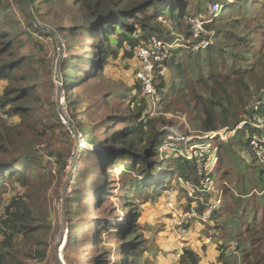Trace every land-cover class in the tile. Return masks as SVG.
<instances>
[{
    "label": "trees",
    "instance_id": "1",
    "mask_svg": "<svg viewBox=\"0 0 264 264\" xmlns=\"http://www.w3.org/2000/svg\"><path fill=\"white\" fill-rule=\"evenodd\" d=\"M194 1L74 0L72 2V4L74 3L73 6L79 5L78 14H75L71 4L65 13H61L64 17L69 14L74 24L72 29L62 32V35L71 41L69 53L73 55L63 63V68H67V71H64L68 83L67 87L72 85L71 82L75 78L73 73L78 71L76 62L81 68L79 72L86 74V77L95 76V71H103L107 63V57L113 54V51H111L113 46L118 48L117 50L124 49L125 52L127 51L130 54H133V52H129L128 47L132 50L137 47H150L153 49V38L162 42L164 46L160 50H155V56L162 59L160 62L154 61L153 85L159 94L156 106H154L149 96L143 94L142 82L137 79V73L143 69V63L134 54V56L131 54L130 56L135 57L137 61L134 64V86L136 89L141 90L148 108L140 106L136 108L137 99L130 97L129 99L127 95L119 94L115 99L121 98V100H124L122 103H128L126 111L129 110L130 113L122 116L117 112V115L110 120L115 125L110 132V142L106 137L102 138L100 136L103 128L101 126L96 131L88 128L84 133L81 131L87 143L95 146L105 145L101 147V152L99 150L87 151L93 161L91 173L94 174L96 169L99 170L100 183L94 182L93 186L95 188L103 189L104 192L102 193L106 196L107 188L104 186V178L101 175L102 172L104 173L105 167H113L111 176L121 166H127L128 172H132L123 188L126 193L131 191L135 193L142 202L139 212L134 208L133 214L128 219L130 223L128 222L125 230L119 232V236L126 241L128 251L135 257L138 256V251L145 250L146 244L142 246L143 243L139 242L137 228L138 226L140 228L139 224L144 209L148 206L151 207L155 197L160 195V198L163 199L165 193L171 190L168 187L172 180H179V178L191 181L196 184L197 188H202V181H199L195 165L181 157H176L174 167L167 165L170 168L163 171V173H167V176L161 175L158 182L147 183L146 179L153 177L158 168L161 169L158 162L154 160L159 155V147L164 141L162 135L157 131L156 124L158 121H152L155 119L152 116L154 110L158 111L160 105H165V103L176 106H190L193 112L197 113L202 128L209 133L217 132L216 130L220 127H227L231 131L241 128L237 130V135L233 140L231 139V144L224 146L225 158L229 166L238 171L240 161L245 160L242 154L244 152L248 153L250 150L251 139L264 136V128L255 125L256 118L264 119V51L256 50L254 53L248 51L247 39L241 33H238L239 29L231 20V15L234 12H232V9H238L240 13L248 14L252 12V9L260 8L264 16V0H239V4L233 3L231 6H229V0H219L224 2L222 4L214 0H196L197 3L194 5L196 12L191 15L188 4H192ZM213 1L222 6L224 5L221 13L217 17H214L213 14L211 23L207 24V27H215L217 30V43L208 46L209 48L194 52V54L189 53L188 49H180V46L171 48L172 42L168 38H164L163 33H161L168 28L167 23L171 24L177 31H182V26L189 17L199 16L202 21H207L211 16L208 5ZM37 2L38 0H30V8L33 9V13ZM58 2L59 6H64L66 1L46 0V3H56L57 5ZM13 7L16 8V13L19 10L25 20L34 24L29 12L28 0H15L14 5L11 4V0H0V18L4 17L2 22L4 26L9 27L13 24L11 27L15 30L19 26V23L15 21L17 15L13 13ZM7 12H11V14H7ZM79 14L82 15L81 23L76 21ZM164 21L167 23H164ZM2 27L3 25L0 23V29ZM39 30L42 31L40 37L53 35L51 31L42 27H39ZM86 34L92 37L87 45L82 40ZM96 34L99 35L97 46L92 41ZM185 35L187 38H192L191 26L187 28ZM75 39L77 41H74ZM75 46H78L79 51L82 52L79 57L74 56L77 52ZM9 48L13 50V48ZM92 49H95L96 52L92 53ZM85 50L87 51L83 54ZM184 50L189 53L188 57L191 59V62L187 65L179 61ZM101 54L104 59H101ZM250 54L253 56L256 54L257 58L252 64L247 63ZM168 65L174 70V74L168 69L166 73H161L162 67ZM86 66L89 67L84 70ZM19 67V62L0 67V82H9L3 95L1 94L0 111L4 115H16L21 119V122L17 124L18 127L14 128L7 125V123H2L0 130V236H2L0 264H23L18 260L15 262L11 257L8 258L6 251L10 245L13 246V241L15 245L18 243V237L24 236L29 230L32 231L30 224L35 220L26 194L22 195L18 191L15 192L10 203L4 206V194L7 191V185L9 184L13 188L22 187L29 193L34 191L37 185L41 183L48 182L49 184L46 187H49L55 176L52 168L44 163V156L40 155L42 152L37 148L43 144L44 137H48V132L54 134L56 129H66L60 120L58 123L42 126L43 123L37 117L31 116L30 102L34 97V87L25 82L26 77L18 75L16 70L19 71ZM10 70L14 71L11 72ZM82 77L76 79L75 84ZM115 102L117 105L121 104ZM132 104H135L134 109L131 108ZM10 105L13 111L5 112V108ZM131 109L134 112L130 111ZM37 114L34 113L33 115L38 116ZM23 120L25 122L22 123ZM97 130H100V132H97ZM225 158L222 156L219 160L218 166H221L220 176L225 174V166H223ZM126 161H130V164ZM66 163L67 160L58 161V164L61 165L60 172L64 171ZM135 173L141 178L136 177ZM172 175L173 178L170 177ZM82 176L81 171H79V177ZM91 179L92 175L89 177V180ZM241 181L240 194L248 196L250 183L246 180ZM253 183L256 184L257 181ZM185 188L183 191H185L186 197L181 201L186 204L183 206L178 205L179 202H176L177 206L188 210L196 204L198 211L202 214L210 206L215 205L216 208L212 211V221L214 222L226 210L231 214L230 216H236L242 209L240 218L244 217L248 234L244 235L242 231H239L240 225L237 219L232 220L233 227L229 229V235L234 240L239 241V247L234 252L230 251L225 244L216 245V247L210 244H202L197 248H185L184 253L179 257L180 263L263 264L261 253L264 247L263 238L251 229H264V209L262 213L260 212L261 208L264 207V197L261 200L258 196L255 200L249 197L245 206L240 197H236L232 205L228 202L227 197H224L223 201L217 205V200L213 196L216 194V188L208 193L196 192L195 197H191L189 191ZM94 192L93 189L92 195ZM80 193L82 192L79 190L75 191V197L69 198L68 201L74 202L77 198L76 194ZM163 206L164 202L162 209L165 214L166 211ZM68 213L72 216L71 206ZM167 215L169 231L172 232L170 214L167 212ZM195 225L201 226L206 232H209L207 228H213L212 222L204 223L201 220L194 219L187 226L191 233ZM225 225L227 226L228 223H225ZM218 228L220 229V227ZM223 228L228 230V227L224 226ZM245 236H248L249 239L246 240ZM36 254L41 262L47 257V249H41ZM177 254L178 250L175 255L177 256Z\"/></svg>",
    "mask_w": 264,
    "mask_h": 264
},
{
    "label": "rangeland",
    "instance_id": "2",
    "mask_svg": "<svg viewBox=\"0 0 264 264\" xmlns=\"http://www.w3.org/2000/svg\"><path fill=\"white\" fill-rule=\"evenodd\" d=\"M14 1L11 0L12 5H14ZM214 1L224 3L219 0ZM214 1L208 5L211 16L206 22L209 23L213 19L214 5L217 4ZM64 2V6H59V2L57 5L56 3H46V0H38L34 13L29 6L34 24L25 20L19 10L16 13V8L13 7V13L17 15L15 21L19 23L16 30L11 27L13 24L9 27L4 26V23H2L4 17L0 18V23L3 25L0 29V67L14 62L20 63L19 71L16 70V72L18 75L26 77L25 82L34 87V97L30 102L31 116L37 117L43 123L42 126L58 123L59 120L62 122V116H64V106L62 105H66L68 118L77 131L84 133L87 128L96 131L101 126V128L103 127L101 132L100 130H97V132H100V136L102 138L106 137L110 142V132L115 127L110 120L117 115V112L122 116L130 113L129 110L126 111L128 103H122L124 100H121V98L116 100V96H119V94L127 95L128 98L137 99L136 108L138 106L148 108L141 90L136 89L134 86V64L137 61L135 57L130 56L132 53L130 54L127 51L126 53L124 49L117 50L118 48L113 46L111 49L113 54L107 57V63L103 71H95V76H91L92 78L79 72L81 68L76 62L78 71L73 73L74 81L71 82L70 87H67L68 83L66 82V76H64V71H67V68H63V63L73 55L69 53L71 41L67 40L62 32L72 29L74 24L69 14L64 17L61 13H65L71 4L75 14H78L79 5L73 6L74 3L72 4V2L74 0H64ZM229 2V6L233 3L239 4V0H229ZM196 3L195 0L192 4H188L191 15L196 12L194 9ZM220 6L224 9V5ZM232 12L231 20L239 29L238 33H241L247 39L248 51H251V53L256 50L264 51V16L260 8L252 9V12L248 14H242L238 9H232ZM7 14H11V12H7ZM79 15L76 17V21L81 23L82 15ZM194 20H201V17L193 16L186 19L182 31H177L171 24L164 21L168 24V28L161 33H163L164 38H168L172 42L171 48L178 47L176 43L179 40L180 49H188L189 53L194 54V52L203 50L200 44L204 40L208 41V46L217 43V30L215 27H207L209 23L206 22L203 26L204 33H199L196 37L192 25ZM187 26H191L192 38H187L185 35ZM39 27L51 31L53 35L40 37L42 31L39 30ZM94 37L92 41L97 46L99 35L96 34ZM91 38L89 34L84 35L83 43L87 45ZM74 41H77V39ZM76 50L74 56L79 57L82 52L79 51L78 46H75ZM91 52L96 51L92 49ZM189 53L184 50L179 61H182L185 65L190 63ZM256 54L248 56V64L256 61ZM102 56L101 54V59H104ZM156 57L154 56L152 59L153 64ZM169 66H165L166 70L168 69L174 74V70ZM87 67L89 66L84 67V70ZM158 67L160 68V65ZM80 77L82 79L75 84V80ZM8 85L9 82L7 81L0 82V95H3ZM115 101L121 104L117 105ZM134 106L135 104H132L131 108L134 109ZM12 109L10 105L4 111H13ZM154 111L153 118L155 119L152 121H158L156 127L164 139L162 144L165 143L166 139H173V141H170V147L164 153L155 157L154 161L158 162L162 170L158 168L153 177L146 179L148 184L158 182L161 175L167 176V173H163V171L174 167L176 157H181L179 152H186L190 144L188 156L183 159L195 165L200 182L207 176H214L211 177V180L213 189L216 188L217 190L216 194L213 195L217 202L219 200L222 202L223 198L227 197L228 202L232 205L236 197H240L245 206L249 197H252L253 200L257 196L260 200L264 197V139H262L264 136L251 139L250 150L248 153L244 152L242 154L245 160L240 161L238 171L229 166L225 158L224 146L231 144V139L233 140L237 135V130L241 128L231 131L227 127H220L216 130L217 132H206L199 122L197 113L193 112L192 107L185 105L176 106L165 103V105H160L158 111ZM34 113H38V116H34ZM1 118L3 119L0 120V130L2 123H7V125L16 128L18 127L17 124L21 122L20 117L16 115L9 114V116L4 115ZM255 120V125L264 128V119L256 118ZM71 129L67 127L66 129L59 128L55 130L54 134L48 132V137H44L43 144L37 148L42 152L40 155L44 156V163L52 168L55 176L49 187H46L49 184L48 182L41 183L37 185L34 191L29 193L22 187L13 188L11 185H7V191L4 194V206L10 203L15 192L18 191L22 195L26 194L29 198L30 210L35 218L34 222L30 224L32 231L29 230L24 236L18 237V243L15 245L13 241V246L10 245L7 248L6 255L8 258L11 257L15 262L18 260L23 264H177L169 260V256L173 251L177 253L171 247V243H175L178 249L181 248L169 231V220L162 209L163 199L160 198V195L155 197L151 207L143 208L140 228L139 226L137 228L139 242L143 243L142 246L146 244L145 250L138 251L136 257L130 254L128 245L119 236V232L127 228L128 219L133 214L134 208L139 212L142 202L135 193L132 191L126 193L123 188L132 172H128L127 166H121L111 176L113 167H105L104 173H101L104 178V186L107 188L105 196L102 193L104 192L103 189H97L93 186L94 182L100 183L99 170L96 169L94 174L91 173L93 161L87 151L94 152L96 150L87 146L84 148L79 147L76 150L77 144L74 138H71ZM212 135L216 136L211 139ZM178 137H186L189 144L179 142ZM103 146L105 145H97L99 147L97 150L100 151ZM222 156L225 158L224 164L222 163L225 166V174L220 176L221 166L218 165ZM61 160H67L63 172H60L61 165L58 164V161ZM126 163L130 164V161H126ZM167 165H170V167ZM79 171H81L82 177H79ZM91 175L92 179L89 180ZM135 176L141 178L137 173H135ZM170 177L173 178V175ZM241 180L250 183L248 196L240 194ZM255 181H257L256 184L253 183ZM92 188L95 191L93 195ZM168 188L171 189L170 192L173 193L176 202H179L178 205L184 206L186 203L181 201L186 197V193L183 191L184 188L192 192L193 188L196 189V184L179 178V180H172ZM77 190L82 193L76 194L77 198L74 202H69L68 199L73 197ZM70 206L73 211L72 216L68 213ZM263 209L264 207L261 208V213ZM241 210L236 216H230L231 214L227 210L224 214L222 213V216L212 223L213 228H207L209 237L206 236L204 243L214 247L225 244L230 251L234 252L239 247V241L234 240L229 235V229L233 227L232 220L237 219L240 225L239 231H242L244 235L248 234L244 217L240 218ZM196 212L200 214V211ZM225 223H228V225L226 226ZM224 226L228 227V230L224 229ZM251 230L257 232V235L261 236L264 241V229L253 228ZM1 237L0 242H2ZM245 237L246 240L249 239L248 236ZM200 240L202 239L199 238L196 241L200 243ZM41 249H47V257L40 262L36 253ZM184 250H182L181 255ZM178 252L180 251L178 250ZM261 253L264 264V247ZM178 264L182 263L179 262Z\"/></svg>",
    "mask_w": 264,
    "mask_h": 264
},
{
    "label": "built area",
    "instance_id": "3",
    "mask_svg": "<svg viewBox=\"0 0 264 264\" xmlns=\"http://www.w3.org/2000/svg\"><path fill=\"white\" fill-rule=\"evenodd\" d=\"M222 11V8L219 4H215L214 5V9H213V14L214 17H217ZM206 21H202V20H194L192 22L193 25V29H194V33L196 34V37H198L199 33H204V23ZM209 23V22H206ZM152 44H153V49L150 47H137L135 49H131V48H127L128 51L133 52V54L143 63V69L140 70L137 73V79H139L142 82V86H143V94L147 95L151 98V100L154 103V106H156V103L159 100V94L158 91L155 89L154 85H153V70H154V64L152 63V59L155 56V50H160L161 48H163V43L158 41L157 39L153 38L152 40ZM179 40H177L176 46H179ZM208 41L204 40L201 42L200 47L202 49H205L208 47ZM172 47V46H170ZM200 48V49H201ZM162 59L160 57H156L155 61L156 62H160ZM166 68L162 67V71L161 73L164 74L166 73ZM63 107V113L64 116H62V122L63 124L67 127V128H72L70 133L72 134L73 138L76 141V144L83 147L85 145V138L84 135L82 133H80L79 131H77L75 129V127L72 125L71 120L68 118V110L66 105H62ZM155 115V111H153L152 116ZM4 115L1 113L0 111V118L3 117ZM216 135H212L210 138H214ZM170 141L172 142L173 139H169L165 141L164 144H162L159 147V155H161L162 153H164L165 150H167L170 147ZM178 141L179 142H184V143H188L189 144V140L186 137H178ZM190 144L188 145L189 148ZM188 148L186 152H179L181 158H187L188 156ZM188 159H190V157H188ZM202 188L200 187H196V189L193 188V191L190 192L189 191V195L191 197H195V193L200 192V193H208V192H212L213 191V182L211 180L210 177H205L202 181ZM202 200V199H201ZM163 202H164V207L165 209L168 211V213L170 214V220H171V230L175 233L176 238L178 240V244L179 247L181 249H179L180 252H178L177 254V259L179 260V257L182 253V250L186 248L187 243L190 239L191 236V232L189 230V228L187 227L188 225L191 224V222L194 219L197 220H201L204 223H209L212 222L214 223V221H212V211L216 208L215 205L210 206L209 209H207L204 213L202 214H197L196 211H198V206L195 204L193 208H190L188 210H184V208L182 209L181 207L177 206L176 200L173 196V193L169 191H167L163 197ZM221 203V200H219L217 202V205Z\"/></svg>",
    "mask_w": 264,
    "mask_h": 264
},
{
    "label": "crops",
    "instance_id": "4",
    "mask_svg": "<svg viewBox=\"0 0 264 264\" xmlns=\"http://www.w3.org/2000/svg\"><path fill=\"white\" fill-rule=\"evenodd\" d=\"M164 207V206H163ZM164 209H165V207H164ZM165 211H166V213H165V215L168 217V215H167V210L165 209ZM144 226H145V224H144ZM172 231V230H171ZM171 234H173V237H174V239H176V243L178 244V240H177V238H176V235H175V233L172 231L171 232ZM206 236L207 237H209V235H208V233L204 230V229H202V227L201 226H199V225H195L194 227H193V229H192V233H191V236H190V239H189V241H188V243H187V246H186V248H197V247H200V245H201V243H203V244H205L204 242H205V238H206ZM202 239V240H200V243L199 242H197L196 240L197 239ZM170 239V238H169ZM172 240H173V238L171 239V242H172ZM198 244H200V245H198ZM171 247L175 250V251H177V250H179L178 249V246L174 243V244H172L171 243ZM170 250V249H169ZM169 260L171 261V262H174V263H179V260L177 259V257H176V255H175V252L173 251L171 254H170V256H169Z\"/></svg>",
    "mask_w": 264,
    "mask_h": 264
},
{
    "label": "water",
    "instance_id": "5",
    "mask_svg": "<svg viewBox=\"0 0 264 264\" xmlns=\"http://www.w3.org/2000/svg\"><path fill=\"white\" fill-rule=\"evenodd\" d=\"M28 4H29V6H30V0H28ZM86 146L89 147V148H91V149H94V150H97V149L99 148V147H97V146H93V145L88 144V143L85 142V145L83 146V148L86 147ZM79 147H81V146L77 145V146H76V150H78Z\"/></svg>",
    "mask_w": 264,
    "mask_h": 264
}]
</instances>
